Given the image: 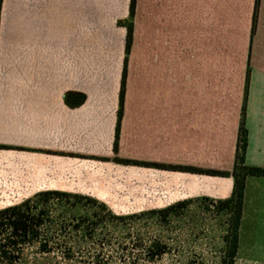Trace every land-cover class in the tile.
I'll use <instances>...</instances> for the list:
<instances>
[{"label":"crops","instance_id":"1","mask_svg":"<svg viewBox=\"0 0 264 264\" xmlns=\"http://www.w3.org/2000/svg\"><path fill=\"white\" fill-rule=\"evenodd\" d=\"M130 3L131 0H2L0 146L20 149V159L47 157L53 166L70 165L72 159H78L69 155L72 153L99 156L113 151L127 40V29L118 22L128 19ZM256 3L257 0H137L119 153L127 151L131 155L133 151L136 155L131 156L133 159L128 156V160L163 165L160 163L166 161L171 145L170 131L177 155L184 159L181 165L209 169L210 147L215 152L214 136L212 144L209 137L210 116L211 126L215 127V99L184 96L183 64L173 68L168 58L177 59L175 63L179 64L188 54L197 58V64L191 66L193 71L213 73V65L199 66V57L214 56L216 27L238 24L240 20L250 25V30L255 29V55L264 57V0H259L257 24ZM141 17L144 39L154 42L159 53L155 55L158 60H150V65L143 67L145 75L136 76L132 58ZM186 33H190V46L184 44ZM255 71L264 73V65ZM255 83L253 88L261 91L245 96L235 115L229 173L235 166L241 127L247 135L245 164L264 169V80ZM69 92L84 94L85 103L68 107L64 99ZM201 134H207V141L200 138ZM37 150L61 154L41 155L36 154ZM131 168L159 175L173 172L176 201L202 197L225 200L233 193L232 178ZM257 223L264 232V178L248 177L241 233L245 224Z\"/></svg>","mask_w":264,"mask_h":264},{"label":"rangeland","instance_id":"2","mask_svg":"<svg viewBox=\"0 0 264 264\" xmlns=\"http://www.w3.org/2000/svg\"><path fill=\"white\" fill-rule=\"evenodd\" d=\"M256 6L258 9L256 12L255 8L254 22L257 21L259 3ZM235 20L237 19L233 18V21ZM143 27L141 17L138 21L137 40L132 58V64L136 65V76L145 75L143 67L149 66L150 60H158L155 55L159 53V50L153 46L154 42L144 39ZM185 35L189 40L186 38L184 44L190 46V33ZM253 36L255 37V29L250 30V25L243 24L242 20L238 24L216 27L214 56L201 55L198 59L201 68L213 65L215 68L213 73H203L202 70L199 73L193 71L191 66L197 64V58L193 59L188 54L182 58V63L178 61L179 64L175 63L177 59L168 58L173 68L174 65L183 64L184 96L215 99V116L213 117L215 127L211 126L213 119L210 116L209 130L211 144L214 136L215 152L213 153L210 147V167L209 169L201 168L202 170L229 172L232 163L230 150L233 148L231 134L236 122L235 115L242 106L245 96L258 94L261 91L260 88L256 89L253 86L256 81L264 80V73L255 71L262 69L264 57L257 58L255 55L257 49L254 46L256 43ZM170 76L171 73L168 72V77ZM206 135H200L204 142L207 141ZM174 139V134L169 131L168 140L171 145H169L166 161L160 164L184 167L181 165L184 159L178 157L175 146L172 144ZM17 151L20 150L0 151V209L17 205L22 202V199L32 197L40 191L54 189L95 197L118 215L161 209L179 202L175 199L177 181L173 172L162 173V175L145 173L142 170L105 161L116 157L114 151L102 153L99 156L72 153L69 155L78 159H72L70 165L56 164L55 166L47 162V157L38 155L29 159H20ZM49 153L61 154L48 150L36 152L41 155ZM134 155L136 153L133 151L131 155L127 151H120L118 157L128 160V156ZM225 178L234 180L233 177ZM27 180L28 183H21ZM140 228L142 229V227H136L141 233L146 234ZM148 232L152 234V228ZM205 234L208 232L205 231ZM127 235L128 233H115L116 239L111 243H105L100 249L90 244H83L80 250H73L68 256L63 255L64 250H55L50 255H38L34 250H28L25 253V262L26 264H216L217 257L214 255L215 252H211L213 248H210L213 243L208 242V246L205 245L207 243L205 241L187 243L184 241L187 237L185 232L164 235L166 239L178 238V245L174 246L171 243V252L156 262L142 260L138 252L133 250L132 242L122 241V238ZM120 239L121 242H119ZM240 245L238 264H264V232L260 231L258 223L255 226L245 224ZM98 251L101 252L102 259L93 260V256ZM137 256L141 260L132 259Z\"/></svg>","mask_w":264,"mask_h":264},{"label":"trees","instance_id":"3","mask_svg":"<svg viewBox=\"0 0 264 264\" xmlns=\"http://www.w3.org/2000/svg\"><path fill=\"white\" fill-rule=\"evenodd\" d=\"M1 2L2 0L0 6ZM258 3L259 0L256 5ZM136 7L137 0H131L128 19L118 22L119 26L127 29V40L113 146L116 157L111 162L130 167L233 177L232 196L225 200L202 197L179 201L161 209L118 215L92 196L59 190L40 191L17 205L0 209V264H26L25 253L28 250H34L38 255H50L55 250H64L63 255L68 256L71 251L80 250L83 244L100 249L105 243L116 239L115 233H128L122 241L132 242L133 250L138 252L142 260L156 262L171 252V243L178 245V238L166 239L164 235L178 232L187 234L184 238L187 243L205 241L206 246L209 245L208 242L213 243L210 248H213L211 252H215L217 257L216 264H238L246 179L264 178V169L245 164L247 135L243 127L239 133L232 173L148 164L118 157L125 109L127 67L134 42ZM257 9L256 6V12ZM86 99L84 94L69 92L64 100L68 107L76 108L83 105ZM12 149L20 150L0 146V150ZM136 227H142L140 229L146 234ZM151 228L152 234L148 232ZM101 259V252H96L93 260ZM132 259L141 260L139 256Z\"/></svg>","mask_w":264,"mask_h":264}]
</instances>
